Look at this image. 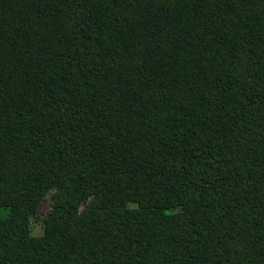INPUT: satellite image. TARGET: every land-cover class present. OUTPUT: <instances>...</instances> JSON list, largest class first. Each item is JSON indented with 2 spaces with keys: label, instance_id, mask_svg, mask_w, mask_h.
I'll use <instances>...</instances> for the list:
<instances>
[{
  "label": "trees",
  "instance_id": "obj_1",
  "mask_svg": "<svg viewBox=\"0 0 264 264\" xmlns=\"http://www.w3.org/2000/svg\"><path fill=\"white\" fill-rule=\"evenodd\" d=\"M0 264H264V0H0Z\"/></svg>",
  "mask_w": 264,
  "mask_h": 264
},
{
  "label": "rangeland",
  "instance_id": "obj_2",
  "mask_svg": "<svg viewBox=\"0 0 264 264\" xmlns=\"http://www.w3.org/2000/svg\"><path fill=\"white\" fill-rule=\"evenodd\" d=\"M51 194L52 192L47 193L44 196V198L40 201L37 207V210H36L35 217L30 222V232L33 236H40L42 234V228H41L40 221L45 217V215L51 208V203H52ZM86 206H87V203L82 205V207H80V212H82V210ZM230 215L235 216V213L231 212ZM171 228L173 229L175 228V226H171Z\"/></svg>",
  "mask_w": 264,
  "mask_h": 264
}]
</instances>
